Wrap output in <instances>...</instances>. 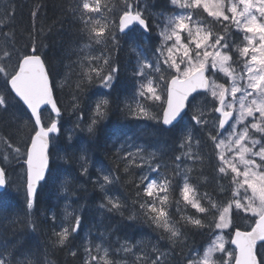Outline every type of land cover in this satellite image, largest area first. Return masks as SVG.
Listing matches in <instances>:
<instances>
[{
    "label": "snow or ice",
    "instance_id": "1",
    "mask_svg": "<svg viewBox=\"0 0 264 264\" xmlns=\"http://www.w3.org/2000/svg\"><path fill=\"white\" fill-rule=\"evenodd\" d=\"M2 2L0 198L22 195L28 239L46 225L65 264H264V0H76L65 15L78 47L56 63L35 25L21 44L15 0ZM114 116L142 124L140 136H117ZM149 129L171 144L145 142ZM53 167L91 180L99 216L139 225L141 239L112 242L116 228L95 223L83 237L88 205L75 202L40 221L39 188L69 186ZM10 227L0 224V264H55L38 245L22 255Z\"/></svg>",
    "mask_w": 264,
    "mask_h": 264
},
{
    "label": "trees",
    "instance_id": "2",
    "mask_svg": "<svg viewBox=\"0 0 264 264\" xmlns=\"http://www.w3.org/2000/svg\"><path fill=\"white\" fill-rule=\"evenodd\" d=\"M75 3L76 0H15V18L18 36L22 37L21 44L23 43L24 39L27 38V32L24 30H31L33 29V25H35L36 33H42L43 35L47 36L46 43L49 45V47L46 49V51L51 62L56 63L57 61H59L62 56L65 55V49H67L69 52L75 51L78 47L76 28L72 26L70 17L65 15V12L70 13L71 8L75 5ZM37 5H43V7L40 8L39 16L35 20H33L31 12ZM5 6L6 5L2 2V0H0V15L3 14L2 10ZM53 25L54 27H52L51 32L49 33V27ZM120 55L122 59L126 58L125 52L120 53ZM71 59L75 60L76 56L72 55ZM68 62V60L64 61L65 64H67ZM64 71L69 72L70 74V70L64 69ZM71 126V120L66 118L65 127L70 128ZM142 127V124L137 127L133 123H129L123 117L114 116L112 118L110 130L115 132L117 136H120L123 133L140 136ZM26 131V129H23L20 135L22 136ZM150 133V129L144 133L142 139H144L145 142L153 144L158 143L162 149L167 148L171 144V134L164 133L156 135ZM61 144H63V141H61ZM108 147H111V141H109ZM2 149L3 145L0 144V150ZM93 151L99 156V159L103 161L104 164L115 167V165L109 159L111 153L106 156L105 153L101 150L93 149ZM13 166H15V163ZM100 167L101 165L99 163H97L95 167H90L89 170L92 173L93 178H95V176L97 175L98 168ZM19 171L20 169H18L17 167L16 172L19 173ZM58 171L60 176L61 174H63V177L61 176V181H63L64 179L69 180V186L60 187L58 182H55L54 184V182L50 180L48 183L49 185L47 184L44 187L39 188L36 217L40 221L44 220L45 213L48 212H57V216L62 217L65 204L75 202V204L79 205H88V212L86 213L87 221L81 233L83 237L88 238L89 226L92 223H95L96 227L101 230L111 229L113 227L116 228V235L111 236L112 242L116 241L117 236L123 237L124 235H127L130 238H137L136 240L141 239V234H139L137 231L139 225L133 224L126 218L122 220L119 215H116L114 217L105 216L103 218L99 216V213L96 211V205L99 203L102 194L99 187L97 185H94L91 180H88L85 177L75 184H72L71 177L66 176V174L62 170H58L57 167H53L52 176L55 177L58 174ZM11 177L15 178L10 175L9 178L11 179ZM120 191L125 192V189L121 187ZM14 192V190L7 191L6 193H4L3 197L0 198V217H7V219H10L15 223L14 228H8L5 233L4 239L11 243H16L17 241H25L26 247L25 249L21 250L22 255L27 251L28 248H35L38 245L41 253H43L47 248L49 253L47 259L49 258V261L55 262V264H65V253L54 252L48 246L47 242L49 235L51 234V229H48L46 225L42 226L37 232L32 233L34 239L29 241L26 233L30 232L31 229L29 226H27L26 217H24L22 214L23 197L22 195L20 197L17 196ZM69 194L71 195L70 201L65 199V197ZM13 211L20 212L21 214L15 216L10 215ZM7 219H0V224L7 223ZM96 235V231L93 230V238ZM33 240L35 242H33ZM197 240H199V237H197ZM79 242L80 241L78 239L77 243ZM177 251L179 252V249ZM27 259L28 257L25 256L26 261ZM67 260L69 261V264H78V262L72 261L71 257H67Z\"/></svg>",
    "mask_w": 264,
    "mask_h": 264
},
{
    "label": "bare ground",
    "instance_id": "3",
    "mask_svg": "<svg viewBox=\"0 0 264 264\" xmlns=\"http://www.w3.org/2000/svg\"><path fill=\"white\" fill-rule=\"evenodd\" d=\"M67 128V127H66ZM63 141V140H62ZM62 145V144H61ZM15 163V162H14ZM19 169V168H18ZM55 172V171H54ZM62 173V172H61ZM56 174V173H55ZM63 174H61V176H62ZM63 177V176H62ZM70 178V177H69ZM11 179H12V177H11ZM62 180V179H61ZM52 183V182H51ZM50 183V184H51ZM54 184H55V182H54ZM49 185V184H48ZM52 185V184H51ZM59 187V186H58ZM59 189H62V188H59ZM10 191V190H9ZM12 191V190H11ZM6 193V192H5ZM15 193V192H14ZM66 194V193H65ZM13 195H15V194H13ZM20 197V196H19ZM23 200V199H22ZM99 201V200H98ZM55 213H57V212H55ZM59 214V213H58ZM22 219V218H21ZM17 220V219H16ZM15 220V221H16ZM18 221V220H17ZM22 221V220H21ZM19 223V222H18ZM21 223V222H20ZM136 231V230H135ZM132 234V233H131ZM34 235V234H33ZM35 236V235H34ZM37 237V236H36ZM137 239V238H136ZM35 240H37V239H35ZM30 241V240H29ZM33 242H35L34 240H33ZM40 242V241H39ZM43 243V242H42ZM48 243V242H47ZM42 245V244H41ZM43 248V247H42ZM44 250V249H43ZM42 250V251H43ZM41 251V250H40ZM49 259V258H48Z\"/></svg>",
    "mask_w": 264,
    "mask_h": 264
},
{
    "label": "rangeland",
    "instance_id": "4",
    "mask_svg": "<svg viewBox=\"0 0 264 264\" xmlns=\"http://www.w3.org/2000/svg\"><path fill=\"white\" fill-rule=\"evenodd\" d=\"M14 165V164H13ZM15 167V166H14ZM17 169V168H16ZM228 240H229V245L228 246H231L230 245V238L229 237H226ZM98 242V241H97Z\"/></svg>",
    "mask_w": 264,
    "mask_h": 264
}]
</instances>
